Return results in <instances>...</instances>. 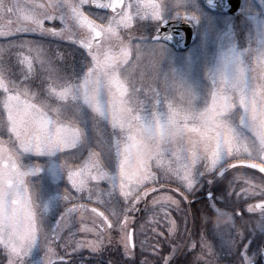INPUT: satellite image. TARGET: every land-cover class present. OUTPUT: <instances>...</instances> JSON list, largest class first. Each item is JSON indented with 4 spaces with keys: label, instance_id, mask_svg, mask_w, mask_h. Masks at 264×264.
Instances as JSON below:
<instances>
[{
    "label": "snow or ice",
    "instance_id": "6c2138e0",
    "mask_svg": "<svg viewBox=\"0 0 264 264\" xmlns=\"http://www.w3.org/2000/svg\"><path fill=\"white\" fill-rule=\"evenodd\" d=\"M234 7L0 0V264H264V0Z\"/></svg>",
    "mask_w": 264,
    "mask_h": 264
},
{
    "label": "flooded vegetation",
    "instance_id": "af4514ba",
    "mask_svg": "<svg viewBox=\"0 0 264 264\" xmlns=\"http://www.w3.org/2000/svg\"><path fill=\"white\" fill-rule=\"evenodd\" d=\"M173 195L176 196L177 199H180L179 197V194L178 193H172ZM207 197V191H197L195 192L192 197H190L189 199L191 200V208L193 209V211L199 207V204H200V201L201 199H206ZM187 204V202H183L182 203V207L185 206ZM141 207H143V205H141ZM240 212V211H239ZM171 214H172V218L175 219L177 221V224L180 228L181 231H183V228H184V224H183V216L174 211V210H171ZM195 223L194 220H190L189 222V227H193V224ZM149 226H150V229L155 226L153 225L151 222L149 223ZM157 230L158 231H164V226H163V221L161 220V223L159 226H157ZM153 233L150 231V235L149 236H152ZM165 235H167V232H165ZM79 238V236H78ZM84 255L85 256H88V253L87 251L84 252ZM109 255H112V256H117L118 253L116 251H112L111 253L109 252H105L104 253V257L107 258ZM92 264H95V262L93 261Z\"/></svg>",
    "mask_w": 264,
    "mask_h": 264
},
{
    "label": "water",
    "instance_id": "95a60500",
    "mask_svg": "<svg viewBox=\"0 0 264 264\" xmlns=\"http://www.w3.org/2000/svg\"><path fill=\"white\" fill-rule=\"evenodd\" d=\"M231 2L235 5L232 11L238 12L241 0H231ZM181 31L185 33L186 43L190 45L192 43V39L194 38L192 36V30L190 26L187 25L182 26Z\"/></svg>",
    "mask_w": 264,
    "mask_h": 264
},
{
    "label": "rangeland",
    "instance_id": "374dc122",
    "mask_svg": "<svg viewBox=\"0 0 264 264\" xmlns=\"http://www.w3.org/2000/svg\"><path fill=\"white\" fill-rule=\"evenodd\" d=\"M238 175H242V174H238ZM170 187H171V188H175V187H176V184L173 183V184L170 185ZM208 187H209V186L205 184V185H204L202 188H200L198 191H207V190H208ZM196 192H197V191H196ZM193 194H194V193H193ZM193 194H192V195H193ZM192 195H191L190 197H192ZM190 197H189V198H190ZM101 210H102V209H101ZM239 211H240V210H238V212H239ZM239 214H240V215H244V213H243L242 211H240ZM88 223H90V221H88ZM149 223H150V222H149ZM149 223L145 224V232H146L148 235H150V231H151L150 226H149ZM77 226H78V225H77ZM80 235H82V234H80Z\"/></svg>",
    "mask_w": 264,
    "mask_h": 264
}]
</instances>
